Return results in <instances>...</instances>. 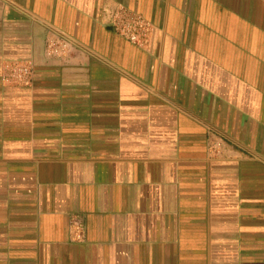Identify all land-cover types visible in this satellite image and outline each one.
<instances>
[{
    "label": "crops",
    "instance_id": "1",
    "mask_svg": "<svg viewBox=\"0 0 264 264\" xmlns=\"http://www.w3.org/2000/svg\"><path fill=\"white\" fill-rule=\"evenodd\" d=\"M0 264H264V0H0Z\"/></svg>",
    "mask_w": 264,
    "mask_h": 264
},
{
    "label": "built area",
    "instance_id": "2",
    "mask_svg": "<svg viewBox=\"0 0 264 264\" xmlns=\"http://www.w3.org/2000/svg\"><path fill=\"white\" fill-rule=\"evenodd\" d=\"M110 26L115 34L141 49L150 46L154 32L153 25L142 16L131 13L126 9H117L109 16ZM73 51L69 38L59 33H50L44 44V57L48 61L67 62ZM34 64L30 60L4 61L1 81L6 85L29 87L32 84ZM222 150L220 142H209L207 152L209 157H217ZM69 240L82 242L84 228L78 220L69 224Z\"/></svg>",
    "mask_w": 264,
    "mask_h": 264
}]
</instances>
